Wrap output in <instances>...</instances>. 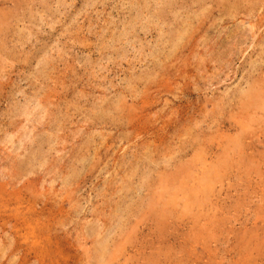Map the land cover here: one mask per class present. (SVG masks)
Segmentation results:
<instances>
[{
  "label": "rangeland",
  "instance_id": "obj_1",
  "mask_svg": "<svg viewBox=\"0 0 264 264\" xmlns=\"http://www.w3.org/2000/svg\"><path fill=\"white\" fill-rule=\"evenodd\" d=\"M0 264H264V0H0Z\"/></svg>",
  "mask_w": 264,
  "mask_h": 264
},
{
  "label": "bare ground",
  "instance_id": "obj_2",
  "mask_svg": "<svg viewBox=\"0 0 264 264\" xmlns=\"http://www.w3.org/2000/svg\"><path fill=\"white\" fill-rule=\"evenodd\" d=\"M204 6V5H203ZM202 10V9H201ZM193 187V186H192ZM104 255V254H103Z\"/></svg>",
  "mask_w": 264,
  "mask_h": 264
}]
</instances>
